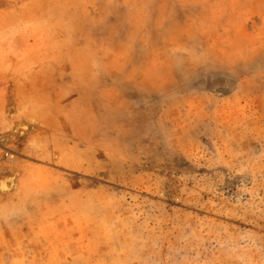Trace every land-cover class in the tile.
Returning <instances> with one entry per match:
<instances>
[{
    "label": "rangeland",
    "instance_id": "374dc122",
    "mask_svg": "<svg viewBox=\"0 0 264 264\" xmlns=\"http://www.w3.org/2000/svg\"><path fill=\"white\" fill-rule=\"evenodd\" d=\"M0 264H264V0H0Z\"/></svg>",
    "mask_w": 264,
    "mask_h": 264
},
{
    "label": "bare ground",
    "instance_id": "6f19581e",
    "mask_svg": "<svg viewBox=\"0 0 264 264\" xmlns=\"http://www.w3.org/2000/svg\"><path fill=\"white\" fill-rule=\"evenodd\" d=\"M10 184V180H0V191L5 192L8 190Z\"/></svg>",
    "mask_w": 264,
    "mask_h": 264
}]
</instances>
